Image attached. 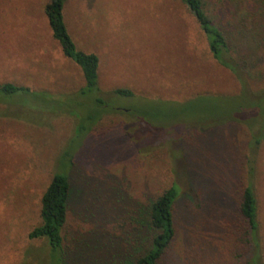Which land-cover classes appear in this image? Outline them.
<instances>
[{"label": "rangeland", "instance_id": "1", "mask_svg": "<svg viewBox=\"0 0 264 264\" xmlns=\"http://www.w3.org/2000/svg\"><path fill=\"white\" fill-rule=\"evenodd\" d=\"M48 1L0 0V85L27 89L0 94V264H51L45 241L28 233L53 173L71 187L61 264H106L103 247L135 233L173 182L184 191L161 264H264V17L251 13L256 0H203L246 82L243 96L180 0H65L76 49L98 57V91L83 93L80 69L52 38ZM242 26L262 31L250 40ZM254 132L263 136L252 179L257 251L237 210ZM183 165L188 172L176 173Z\"/></svg>", "mask_w": 264, "mask_h": 264}, {"label": "trees", "instance_id": "2", "mask_svg": "<svg viewBox=\"0 0 264 264\" xmlns=\"http://www.w3.org/2000/svg\"><path fill=\"white\" fill-rule=\"evenodd\" d=\"M65 0H49L44 6V14L51 30L52 38L58 43L62 55L71 60L81 71L84 90L91 92L97 90V68L98 57L93 53H85L76 49L64 23L63 4ZM194 17L203 32L209 51L212 57L223 67L227 68L240 83L241 96L249 93L242 73L236 71V67L230 64L229 46L227 37L208 15L203 0H180ZM258 9L251 11L255 15L259 13L264 17V1L256 0ZM262 12V13H261ZM247 13H249L247 11ZM254 14H251L253 16ZM240 23L243 24L241 15ZM255 27V26H253ZM240 27L238 33L242 37L249 36L250 40L259 37L257 31H262L258 26L252 29V34H246V31ZM249 33V32H248ZM236 63V62H235ZM238 65V63H237ZM240 66V65H238ZM240 68V67H239ZM241 69V68H240ZM241 73V74H240ZM27 89L17 87L12 84L0 85V94L11 95L17 92H23ZM118 95L131 96L128 90L117 89ZM249 96V95H248ZM252 98V97H250ZM263 136L259 132L251 134L247 144V155L245 157L244 171L247 182L242 188L237 204V210L246 224L247 239L252 244L254 251L258 250L257 241V211L258 205L253 190L255 171L254 163L257 150L262 142ZM186 170H184V169ZM182 171L188 172L185 165L178 166L176 173ZM175 175V171H174ZM190 182H187V184ZM184 187L186 189L187 187ZM184 191H179L174 182L169 188L155 197L146 207L144 215L140 216L142 221L134 222L138 228L135 233L126 234L122 240V245L116 247L105 245L106 264H161V260L173 244L175 238L174 208L179 195ZM71 195V187L66 174L53 173L49 183L43 191L40 198L39 223L28 233L30 240L42 239L50 250L51 264H61L63 251V229L67 222L68 205ZM142 213V212H141ZM143 229V231H141ZM144 241L142 249L139 244L142 233ZM105 264V263H104Z\"/></svg>", "mask_w": 264, "mask_h": 264}]
</instances>
